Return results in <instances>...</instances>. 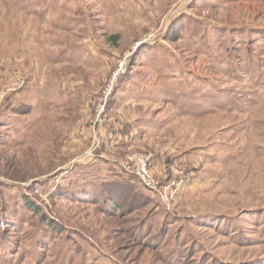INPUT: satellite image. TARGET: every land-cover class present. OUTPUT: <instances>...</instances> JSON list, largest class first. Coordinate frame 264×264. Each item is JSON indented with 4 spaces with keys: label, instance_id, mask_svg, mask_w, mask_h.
<instances>
[{
    "label": "rangeland",
    "instance_id": "1",
    "mask_svg": "<svg viewBox=\"0 0 264 264\" xmlns=\"http://www.w3.org/2000/svg\"><path fill=\"white\" fill-rule=\"evenodd\" d=\"M0 264H264V0H0Z\"/></svg>",
    "mask_w": 264,
    "mask_h": 264
},
{
    "label": "trees",
    "instance_id": "2",
    "mask_svg": "<svg viewBox=\"0 0 264 264\" xmlns=\"http://www.w3.org/2000/svg\"><path fill=\"white\" fill-rule=\"evenodd\" d=\"M113 39L114 40L118 39V36L117 35H113ZM110 198H112V197L110 196ZM24 203L27 204V206H28V208L30 210H34V207L31 204H29V202L25 201ZM45 224L46 225H49L51 228H55L54 225L50 221H48V220L45 221Z\"/></svg>",
    "mask_w": 264,
    "mask_h": 264
}]
</instances>
